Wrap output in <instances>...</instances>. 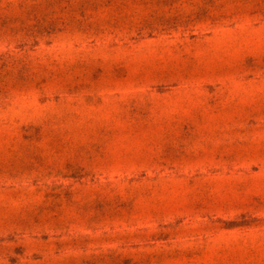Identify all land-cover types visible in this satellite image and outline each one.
I'll return each mask as SVG.
<instances>
[{"label":"rangeland","instance_id":"374dc122","mask_svg":"<svg viewBox=\"0 0 264 264\" xmlns=\"http://www.w3.org/2000/svg\"><path fill=\"white\" fill-rule=\"evenodd\" d=\"M0 264H264V0H0Z\"/></svg>","mask_w":264,"mask_h":264}]
</instances>
